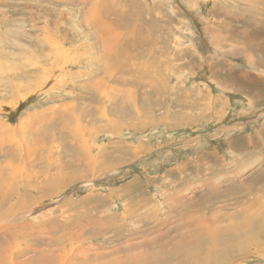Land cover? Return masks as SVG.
Instances as JSON below:
<instances>
[{
	"label": "rangeland",
	"instance_id": "rangeland-1",
	"mask_svg": "<svg viewBox=\"0 0 264 264\" xmlns=\"http://www.w3.org/2000/svg\"><path fill=\"white\" fill-rule=\"evenodd\" d=\"M258 198L264 0H0V264H264Z\"/></svg>",
	"mask_w": 264,
	"mask_h": 264
},
{
	"label": "bare ground",
	"instance_id": "bare-ground-1",
	"mask_svg": "<svg viewBox=\"0 0 264 264\" xmlns=\"http://www.w3.org/2000/svg\"><path fill=\"white\" fill-rule=\"evenodd\" d=\"M214 25V24H213ZM26 140H28L29 141V137L26 139ZM33 140H35V139H33ZM27 141V142H28ZM84 175V174H83ZM241 186V185H240ZM226 189L227 190H229L227 187H226ZM227 190H225V191H227ZM244 190V189H243ZM46 191V190H45ZM48 191H49V189H48ZM237 192V191H236ZM240 193V192H239ZM243 193V192H242ZM215 194H217V193H215ZM208 195V194H207ZM210 195V194H209ZM220 195V194H219ZM222 195V194H221ZM211 196V195H210ZM218 196V195H217ZM205 198V197H204ZM210 198H212V197H210ZM213 199V198H212ZM217 199V198H216ZM207 200V199H206ZM226 200H228V199H226ZM230 200V199H229ZM228 200V201H229ZM246 200H247V198H246ZM202 201H203V199H202ZM228 201H226V202H228ZM258 201H260L259 202V204H257V202ZM246 202V201H245ZM229 203V202H228ZM252 203V202H251ZM230 204V203H229ZM254 204H257V205H259L260 206V214L262 215V213L264 214V208H262L263 207V202H261V200L258 198V200L257 201H255V199H254ZM244 205V204H243ZM242 205V206H243ZM254 206V205H253ZM248 207V206H247ZM244 208V207H243ZM247 209V208H246ZM245 210V209H244ZM239 211V210H238ZM243 214H244V218L245 217H247L248 215H249V210L248 211H243ZM253 214H255V213H253ZM257 215V214H256ZM109 217H111V216H109ZM116 217V216H115ZM113 218V217H112ZM243 218V217H242ZM222 219V218H221ZM248 219V218H247ZM108 220H110V219H108ZM112 221H113V219H112ZM200 221V220H199ZM107 222V221H106ZM107 223H109V222H107ZM110 224H111V222H110ZM185 224V223H184ZM194 224V223H193ZM182 225V224H181ZM188 225V224H187ZM196 225V224H195ZM103 226V225H102ZM183 226V225H182ZM210 227V226H209ZM109 228V227H108ZM237 228V227H236ZM258 228V227H257ZM24 233V232H23ZM188 233V232H187ZM20 237H22V236H20ZM22 238H24V237H22ZM25 238H26V236H25ZM24 238V239H25ZM27 239V238H26ZM15 240V239H14ZM18 240H22V239H18ZM17 241V240H16ZM24 241V240H23ZM16 243V242H15ZM19 244V243H18ZM18 246V245H17ZM18 249V248H17ZM20 249V248H19Z\"/></svg>",
	"mask_w": 264,
	"mask_h": 264
}]
</instances>
